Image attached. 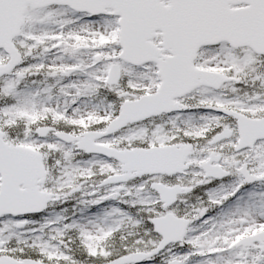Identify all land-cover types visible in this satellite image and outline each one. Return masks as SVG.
Wrapping results in <instances>:
<instances>
[{
    "label": "snow or ice",
    "instance_id": "snow-or-ice-1",
    "mask_svg": "<svg viewBox=\"0 0 264 264\" xmlns=\"http://www.w3.org/2000/svg\"><path fill=\"white\" fill-rule=\"evenodd\" d=\"M0 264H264V0H0Z\"/></svg>",
    "mask_w": 264,
    "mask_h": 264
}]
</instances>
